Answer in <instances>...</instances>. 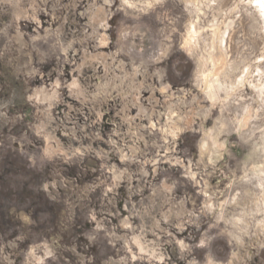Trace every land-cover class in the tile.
I'll return each instance as SVG.
<instances>
[{
  "label": "rangeland",
  "instance_id": "obj_1",
  "mask_svg": "<svg viewBox=\"0 0 264 264\" xmlns=\"http://www.w3.org/2000/svg\"><path fill=\"white\" fill-rule=\"evenodd\" d=\"M246 1L200 4L198 26L230 17L226 56L253 84ZM124 2L0 0V264H264V94L211 105L202 44H183L196 7Z\"/></svg>",
  "mask_w": 264,
  "mask_h": 264
},
{
  "label": "bare ground",
  "instance_id": "obj_2",
  "mask_svg": "<svg viewBox=\"0 0 264 264\" xmlns=\"http://www.w3.org/2000/svg\"><path fill=\"white\" fill-rule=\"evenodd\" d=\"M138 1L142 3V7L144 9H147V7L153 5V2L155 3L156 0ZM133 2L132 0H126V3H128L129 5L134 4L133 6H136V4ZM209 2L210 0H185V3L192 4L196 7L195 12L197 13L196 17L198 19L192 21L191 24L187 26L183 44L187 47V50L191 52H194L202 44L201 46L203 52L201 51L202 53H199L200 55L198 54L197 56L196 79L199 86L201 87L202 93L211 102V105H213L219 100L221 96H223L224 101H227L239 87L246 85V83L251 84L252 82L249 80V78L251 77L250 74L252 72V67L250 65L244 64L240 71L238 73H235V71L239 69V66L229 62L226 56L224 46L225 39L233 23L232 20L229 19V16V18H226V16L225 18L220 19L221 13L218 12L214 14L211 20H209V22L207 23L209 31L205 33V37H202L204 31L202 32V29L200 30V27L198 26L199 11L204 6H207ZM245 3L244 5H249L253 9L258 23L257 28L260 32L264 33V8H262L260 4L256 2V0H247ZM200 4L203 7H201ZM237 5H234V8L231 10V12H239ZM261 56H264V49L261 53ZM253 70H255V72L257 73L258 79H256L255 82H253V84L251 85H253L258 96L261 97V95L264 94V70H261L260 72V69L258 67ZM36 93L37 95H42L44 99L48 100H51L54 97V93L50 95L44 94L42 91H37ZM171 132L175 134V131ZM205 148L206 144L204 143L201 147V153L205 151ZM261 181H259V187H262V195L261 198H259V202H255V206L259 210L262 209V213L264 215V183H262ZM232 222L233 224L235 223L236 226L241 228L240 225L245 222V219L240 216L236 217L235 219L233 218ZM259 227L262 231H264V218L262 219ZM134 243L138 247L139 251H150L140 242L139 239H134ZM153 251L154 250H152L151 252Z\"/></svg>",
  "mask_w": 264,
  "mask_h": 264
},
{
  "label": "snow or ice",
  "instance_id": "obj_3",
  "mask_svg": "<svg viewBox=\"0 0 264 264\" xmlns=\"http://www.w3.org/2000/svg\"><path fill=\"white\" fill-rule=\"evenodd\" d=\"M125 2H126V0H125ZM256 2L259 3L262 8H264V0H256ZM131 6L132 5H129V7H131Z\"/></svg>",
  "mask_w": 264,
  "mask_h": 264
}]
</instances>
